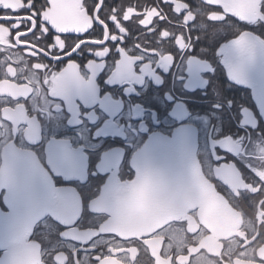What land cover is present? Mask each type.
<instances>
[{
	"label": "flooded vegetation",
	"instance_id": "1",
	"mask_svg": "<svg viewBox=\"0 0 264 264\" xmlns=\"http://www.w3.org/2000/svg\"><path fill=\"white\" fill-rule=\"evenodd\" d=\"M123 2L105 0L103 12ZM187 2L200 13L187 27L178 17L150 35L129 25L124 47L138 57L136 73L127 61L117 72L116 49L90 71L101 46L89 45L75 53L80 68L69 63L49 83L26 48L10 50L0 28V188L8 191L0 189V218L18 209L14 220L0 219L7 264H251L248 253H236L257 235L264 241V187L245 183L258 184L256 175L264 180V122L250 91L229 81L221 47L245 31L264 38V25L214 24L203 18L200 0ZM0 6L20 3L0 0ZM164 28L171 36L162 42ZM180 34L189 40L187 51L174 42ZM137 45L156 55L139 60ZM168 53L174 59L165 67ZM66 62L52 61L50 71ZM181 128L195 136L204 180L223 191L232 213L222 219L226 231L203 224L197 209L190 223L172 221L145 236L103 230L111 221L97 208L103 188L111 180L128 188L135 153L152 135ZM258 254L264 257V245Z\"/></svg>",
	"mask_w": 264,
	"mask_h": 264
},
{
	"label": "snow or ice",
	"instance_id": "2",
	"mask_svg": "<svg viewBox=\"0 0 264 264\" xmlns=\"http://www.w3.org/2000/svg\"><path fill=\"white\" fill-rule=\"evenodd\" d=\"M19 3L18 8L0 6V28L8 33V43L13 46L10 50L23 53L26 48L28 55L31 54L33 58L31 64L41 65L35 71L38 75L47 73L45 78L49 79V83L51 75L63 72L69 63H75L80 68L75 53H84L89 45L101 46L93 50L97 60L88 62L87 67L90 71V66L97 67L98 61H102L116 49L121 56L116 66L117 72H124L127 61L131 64L132 71L136 73L138 57L124 47L129 25L138 26L150 35L157 31L159 24L171 22L173 17H178L187 27L200 15L192 10L193 5L187 0H143V3L141 0H124L120 7H112L107 14L103 12L105 0H19ZM200 5L203 6V18L214 24L236 22L254 28L264 25V0H247L244 4H240L238 0H200ZM130 10L132 15L128 14ZM97 36L99 38H96ZM170 36L171 33L166 28L159 30L162 42ZM69 41L73 43L69 44ZM177 41H182L183 46ZM174 42L181 51L188 50L186 45H189V40L183 34L177 35ZM257 42H264V38L245 31L232 40L230 47L222 53L230 78L238 83L248 82L250 70L258 61L250 54L251 50L256 49ZM141 49L142 55L139 57L141 61L144 55H156L155 49L136 46V50ZM93 52L88 54L91 55ZM3 58L4 56L0 57ZM173 59V55L168 53L162 63L167 67L168 62ZM65 60L67 62L59 71L55 69L50 71L52 61L63 63ZM259 60L264 61V56ZM256 177L259 181L256 185L245 182L242 176L241 179L259 190L260 187H264V180L257 175ZM225 185L229 188L227 184ZM3 190L8 192L6 189ZM218 194L224 196L223 191H218ZM15 208V215L0 219L14 220L18 214V209L16 206ZM159 231L160 229H157V233ZM261 245H264V241L257 235L251 246L239 249L236 255L241 251L246 252L248 255L244 257L245 260L251 261V264H264V257L258 254ZM0 253L3 257L2 264H7V248L0 247ZM100 258L97 255L96 259ZM224 259L227 260L228 257Z\"/></svg>",
	"mask_w": 264,
	"mask_h": 264
},
{
	"label": "water",
	"instance_id": "3",
	"mask_svg": "<svg viewBox=\"0 0 264 264\" xmlns=\"http://www.w3.org/2000/svg\"><path fill=\"white\" fill-rule=\"evenodd\" d=\"M238 2L244 4L247 0ZM231 41L221 47L222 52L230 47ZM250 54L258 61L250 70L247 83L230 78L225 57L224 67L229 81L250 91L264 122V61L259 60L264 56V44L257 42ZM196 149L197 141L188 129H178L170 136L152 135L132 158L134 182L124 188L111 180L102 190L97 208L111 216L107 230L125 237L145 236L173 220L185 219L189 211L198 209L203 224L226 231L222 219L232 213L204 180ZM233 231L229 229L225 234Z\"/></svg>",
	"mask_w": 264,
	"mask_h": 264
},
{
	"label": "bare ground",
	"instance_id": "4",
	"mask_svg": "<svg viewBox=\"0 0 264 264\" xmlns=\"http://www.w3.org/2000/svg\"><path fill=\"white\" fill-rule=\"evenodd\" d=\"M239 1H242V0H239ZM253 101H254V100H253ZM254 103L256 104L255 101H254ZM132 182H134V180H133ZM193 210H194V209H193ZM193 210H191V211H193ZM197 210H198V209H197ZM191 211H189V212L185 215V218L188 219V220H190V221L192 220V216H190V212H191ZM180 219H183V218H179V220H180ZM186 219H185V220H186ZM173 221H177V220H173ZM186 221H187V220H186ZM103 230H107V227L104 226ZM130 237H131V236H127L126 238H130Z\"/></svg>",
	"mask_w": 264,
	"mask_h": 264
}]
</instances>
